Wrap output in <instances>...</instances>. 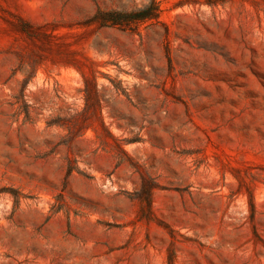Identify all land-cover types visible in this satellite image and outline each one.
I'll use <instances>...</instances> for the list:
<instances>
[{"label": "rangeland", "instance_id": "1", "mask_svg": "<svg viewBox=\"0 0 264 264\" xmlns=\"http://www.w3.org/2000/svg\"><path fill=\"white\" fill-rule=\"evenodd\" d=\"M0 0V264H264V0Z\"/></svg>", "mask_w": 264, "mask_h": 264}, {"label": "trees", "instance_id": "2", "mask_svg": "<svg viewBox=\"0 0 264 264\" xmlns=\"http://www.w3.org/2000/svg\"><path fill=\"white\" fill-rule=\"evenodd\" d=\"M210 5L224 3V0H206ZM161 8L156 0H151L146 6L132 12H98L101 17L102 26L131 27L139 26L142 23L158 20Z\"/></svg>", "mask_w": 264, "mask_h": 264}]
</instances>
